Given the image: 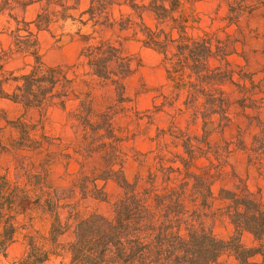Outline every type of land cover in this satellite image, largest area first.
<instances>
[{"label": "trees", "instance_id": "1", "mask_svg": "<svg viewBox=\"0 0 264 264\" xmlns=\"http://www.w3.org/2000/svg\"><path fill=\"white\" fill-rule=\"evenodd\" d=\"M213 1L227 6L224 27H238L242 18L264 9V0ZM198 2L0 0V100L43 116L60 108L76 134L65 143L22 116L7 120L0 110V120L16 133L5 143L0 139V154L24 159L12 177L0 170V257L21 238L25 251L12 264H47L63 254L71 264H221L224 256L234 264H264V203L244 190L242 180L234 189L213 190L228 168L234 172L231 160L238 154L247 177L264 179V68L233 69L227 58L239 40L229 32L220 37L214 18L204 26ZM30 7L34 16L27 19ZM145 14L153 17L151 26ZM54 26L74 27L67 35L89 40L77 63L44 64L38 33ZM85 27L88 33H82ZM129 41L159 55L165 71V83L145 111L128 106L132 100L125 94L123 79L135 70L124 49ZM96 83L113 86L116 95L102 111L92 106ZM238 115L246 116L248 128L255 121L259 132L246 140L238 128L229 139L212 140ZM161 118L166 126H155L150 150L128 148ZM196 126L200 133L190 130ZM129 158L138 162L132 182L124 175ZM71 162L78 165L74 173ZM59 163L63 185L50 174ZM108 181L121 189L111 214L87 211L89 202L108 200ZM36 222H47V231L35 230ZM225 222L232 232L221 237L215 228ZM69 230L71 241L61 245L59 238Z\"/></svg>", "mask_w": 264, "mask_h": 264}, {"label": "rangeland", "instance_id": "2", "mask_svg": "<svg viewBox=\"0 0 264 264\" xmlns=\"http://www.w3.org/2000/svg\"><path fill=\"white\" fill-rule=\"evenodd\" d=\"M219 2L213 0H199L198 10L203 12V19L206 24L210 23L209 18H214L213 27L221 28L218 31L220 37L225 36V32L231 31L229 27H224V22L221 19L227 13V6L222 3L221 6H217ZM145 21L148 25L153 24V18L149 15L145 16ZM250 29L257 34L258 38L251 39L245 51L250 57V68L255 69L258 67V63L264 62L261 54H264V22L262 21H252L250 24ZM245 28V32L247 29ZM234 29V27H233ZM59 32L52 36L47 32H42L39 34V42L41 46V53L43 54V61L47 65H71L77 61L78 53L82 45H84L85 40L77 39L75 41H68V38H59ZM252 34V35H253ZM58 35V36H57ZM124 49L127 54L133 55L134 61L133 66L135 70L129 76L123 80V85L125 86V94L135 101L136 107L139 110H146L150 108L152 104L153 97L157 95L156 89L164 84V69L160 63V57L152 50L144 48L141 44L136 42H128L125 44ZM241 50V49H240ZM238 50V54H240ZM229 63L235 68L236 66H243L244 61L238 55H233L229 59ZM92 99L93 105L97 110L104 109L108 104L112 103L115 98L114 88L109 85H102L100 83L94 84L92 89ZM0 109L4 110L10 120H14L20 115L25 116L26 120L33 123L43 122L44 129L49 136L54 138H59L67 141L73 137V132L69 121L63 112L59 108L48 109L45 115H41L37 110H27L26 112L21 106L14 104L10 101H1ZM252 116V114H251ZM159 120V119H158ZM163 121V119L161 118ZM248 120L244 116H238L233 120L231 125L227 127L223 134H213L212 140H219L221 138L229 139L231 136H235L238 127L245 130ZM4 125V123H1ZM157 124V122H156ZM159 126H165L164 122L158 121ZM181 128H185V124H179ZM153 126L151 128V134L154 133ZM200 127H191L192 133H198ZM200 133V132H199ZM133 146L138 151H147L149 148V141L144 136H139L134 142L129 144ZM21 158L14 157L12 155H3L1 158V166L9 167L13 171L15 166L20 164ZM231 164L234 167V172L232 173L230 168H228V174L222 179H216L213 185V190L215 193L218 192L220 188L233 189L239 185V180L244 181V190L249 191L255 196L259 197L264 203V181H255L253 178L246 180V171L241 155H236L232 160ZM75 167L73 168V170ZM124 172L127 180L133 181V178L138 170V164L134 160H129L124 167ZM54 178H57L63 173L62 166H55L52 170ZM252 175V174H251ZM106 192L108 194V200L105 202H91L88 204V210H96L104 215L111 214V204L120 193L121 189L115 182H109L106 185ZM61 218L65 219V212H62ZM35 230L40 231V233H45L47 231V222H36L34 224ZM33 228V229H34ZM32 229V230H33ZM215 232L221 236L226 237L232 232V228L225 222L223 225H218L215 228ZM72 232L69 230L64 236L59 238V243L61 245L67 244L71 241ZM242 241L245 245L251 244V237L249 235H244ZM25 251V244L18 238V240L12 244L8 250L6 257H0V264H12L17 260ZM47 264H71L70 258L67 254H63L59 257L52 258ZM221 264H234L232 258L223 257L221 259Z\"/></svg>", "mask_w": 264, "mask_h": 264}, {"label": "crops", "instance_id": "3", "mask_svg": "<svg viewBox=\"0 0 264 264\" xmlns=\"http://www.w3.org/2000/svg\"><path fill=\"white\" fill-rule=\"evenodd\" d=\"M251 3H255V0H251ZM197 8H198V3H197ZM199 11V10H198ZM201 13H203V12H201ZM146 15H149V16H151L150 14H145L144 15V20H145V16ZM226 15V14H225ZM26 16H27V19H32L33 18V16H34V9L32 8V7H30V8H28V11H27V13H26ZM152 17V16H151ZM153 18V17H152ZM252 21H262V22H264V9L263 8H258V9H255L253 12H252V15L250 16V17H248V18H242L241 19V21L239 22V24H238V27L236 26V25H231L229 28L231 29V31L229 30V34L230 35H232L236 40H239V41H237L236 42V44H235V46H236V48H235V51H234V53H232L228 58H227V61H228V63H229V58L231 57V56H233V55H238V56H240L242 59H243V61H244V65L243 66H236L235 68L229 63V65L233 68V69H235V70H237V69H239L240 67H244L245 69H247L249 72H258V71H260V70H262L263 68H264V62L263 63H261V62H259L258 63V67L257 68H255V69H251L250 68V57H249V54H247V52L245 51V47L247 46V44H248V42L251 40V39H256L257 40V38H258V36H257V34L255 33V35L253 34L254 32L250 29V24L252 23ZM146 22V21H145ZM243 24L245 25V27H246V29H247V32H245V28L243 27ZM203 25L205 26V25H208V24H206V23H203ZM224 25H225V23H224ZM151 26V25H150ZM233 27H234V29H233ZM75 31V28L74 27H69V26H67L64 30H60V29H58L57 27H53V28H51V31L50 32H47V31H42V32H47V33H49V34H51L52 36H54V35H56V32H59L58 34H59V38H62V37H66V38H68V41L70 42V41H75V40H77V39H83V40H85V43H84V45H82V47H84V46H86L87 44H88V42H89V40L86 38V37H82V36H73V37H70L69 35H67V33H69V34H72L73 32ZM42 32H40V33H42ZM89 32V28L88 27H85V28H83L82 29V33H88ZM40 33H38V41H39V34ZM253 34V35H252ZM58 36V35H57ZM129 42H133V41H129ZM128 43V42H127ZM134 43V42H133ZM39 44H40V42H39ZM126 44V43H125ZM125 44H124V46H125ZM82 47L80 48V50H79V53H80V51H81V49H82ZM241 49V50H240ZM238 50H240L241 52H240V54H238ZM40 53H41V46H40ZM79 53H78V56H79ZM42 54V53H41ZM131 55V54H130ZM133 56V55H132ZM159 56V55H158ZM261 56L263 57V59H264V54H261ZM160 57V56H159ZM42 60H43V54H42ZM245 60H247V62L245 61ZM44 62V61H43ZM78 62V57H77V61L75 62V63H77ZM75 63H73V64H75ZM160 63H161V59H160ZM44 64L45 65H47L45 62H44ZM73 64H71V65H73ZM213 64H216V62H213ZM162 65V64H161ZM47 66H60V65H47ZM62 66V65H61ZM67 66H70V65H67ZM135 68V67H134ZM164 69V68H163ZM133 73V72H132ZM131 73V74H132ZM164 73H165V71H164ZM131 74H129V75H131ZM129 75H127V76H129ZM261 75V73H258V76H260ZM126 76V77H127ZM125 77V78H126ZM124 78V79H125ZM123 79V80H124ZM164 83H165V75H164ZM100 84H102V85H109V84H103V83H100ZM163 85V84H162ZM161 85V86H162ZM109 86H111V85H109ZM161 86H159V88L161 87ZM113 87V86H112ZM114 88V87H113ZM158 88V89H159ZM124 89H125V86H124ZM158 89H156L155 91H156V93H157V90ZM115 92V91H114ZM127 96V95H126ZM128 97V96H127ZM155 97V96H154ZM153 97V98H154ZM91 98H92V95H91ZM1 101H9V100H0V102ZM153 101V100H152ZM11 102V101H10ZM115 102V100L112 102V103H110V104H108L107 106H109V105H111V104H113ZM156 102H158V101H156ZM13 103V102H12ZM15 104V103H14ZM17 105H19V104H17ZM152 105V104H151ZM19 106H21V105H19ZM92 106H93V108L96 110V111H102V110H104V109H102V110H97L95 107H94V105H93V99H92ZM106 106V107H107ZM128 106H134L135 108H136V110H138V111H141V110H139L137 107H136V104H135V101L134 100H132L129 104H128ZM22 107V106H21ZM105 107V108H106ZM54 108H57V107H54ZM150 108H151V106H150ZM150 108H148V109H150ZM23 109V108H22ZM51 109V108H50ZM60 109V108H59ZM0 110H2V109H0ZM24 110V109H23ZM29 110H34V109H29ZM62 110V109H61ZM147 110V109H146ZM4 113H5V115H6V118H7V120H10V118L8 117V115H7V113L4 111V110H2ZM25 111V110H24ZM63 112H65L64 110H62ZM142 111H145V110H142ZM26 112V111H25ZM247 115L246 116H251V114H252V116L253 117H255L256 116V114H254L253 112H251V111H247ZM20 116H22L23 117V115H20ZM20 116H18V117H20ZM65 116H66V118H67V120L69 121V124H70V127H71V131L73 132V137L71 138V139H69V140H67V141H64V140H62L63 142H65V143H69V142H71V141H73L74 139H75V137H76V134H75V129H74V127H73V122L67 117V115H66V112H65ZM238 116H244V115H238ZM238 116H236L235 118H237ZM246 116H244L245 118H246ZM251 116V117H252ZM17 117V118H18ZM17 118H15V119H17ZM24 119H25V121L26 122H28V123H30V124H37L38 126V128L40 127V126H42L43 127V129H44V125H43V122H39V123H33V122H31V121H28V120H26V118H25V116L23 117ZM234 118V119H235ZM14 119V120H15ZM163 119V118H162ZM233 119V120H234ZM247 119V118H246ZM260 119H261V121L263 122V124H264V110H263V113L260 115ZM248 120V119H247ZM156 122H157V124H156ZM160 122H164V121H160ZM233 122V121H232ZM1 123H4V125H2ZM117 123H119V124H121V125H124L125 124V120H119V121H117ZM231 125V124H230ZM229 125V126H230ZM154 126H159L158 125V119H156L155 120V122H154ZM166 126V125H165ZM164 126V127H165ZM228 126V127H229ZM0 127L1 128H3V130H2V132L0 133V139L3 141V143H5L6 142V139L9 137V135H12V136H16V133L8 126V125H6V123H5V121H3V120H0ZM153 127V126H152ZM151 127V128H152ZM159 127H161V126H159ZM163 127V126H162ZM197 127V126H196ZM200 127V126H199ZM131 128H133V126H131ZM238 128H240V127H238ZM141 129H142V127H141ZM241 129V128H240ZM154 130H155V128H154ZM197 130H199V129H197ZM238 130V129H237ZM244 133H245V135H244V137H245V139L246 140H249L250 139V136H252L253 134H255V133H257V132H259V128L256 126V123H255V121H253V125H252V127L251 128H248V122H247V124H246V128H245V130H243V129H241ZM44 132L46 133V131H45V129H44ZM200 132V130L198 131V133ZM263 133H264V128H263ZM154 134V133H153ZM153 134H151V130L149 131V133L148 134H143V133H140L139 135H137L135 138H134V140H132V141H130V142H128V144H127V146H128V148H130L131 150H133L134 152H138V153H145V152H147L148 150H150V148H152L153 147V143H151L150 142V140H149V137H152L153 136ZM46 135H48L47 133H46ZM49 136V135H48ZM139 136H144V137H146L147 138V140L149 141V148H148V150L147 151H144V152H142V151H138V150H136L133 146H130L129 144L130 143H132V142H134L135 141V139L136 138H138ZM51 137H53V136H51ZM232 137V136H231ZM3 155H12V156H14V157H20L19 155H15V154H12V153H9V152H3V153H1L0 154V170H8V172H9V174H10V176L12 177V175H13V172H14V170L16 169V168H18L19 167V165L23 162V158L22 157H20L21 158V162H20V164H18V166H15L14 167V169H13V171H11L10 170V168L9 167H3V166H1V158H2V156ZM239 155V154H238ZM134 160L133 158H129L128 159V161L129 160ZM128 161H127V163H128ZM135 161V160H134ZM244 161V160H243ZM137 162V161H136ZM126 163V164H127ZM125 164V165H126ZM137 164H138V162H137ZM57 165H59V166H62V168H63V173L60 175V176H58L57 178H54V176H53V173H52V170H53V168L55 167V166H57ZM75 167V169L73 170V168ZM125 167V166H124ZM78 170V165L75 163V162H71V164H70V166H69V172H71V173H74V172H76ZM125 171V170H124ZM245 171H246V168H245ZM137 173V172H136ZM51 178L54 180V182L56 183V184H58V185H63L64 184V182L60 179L61 177H63V175H64V166L62 165V164H55V165H53L52 166V168H51ZM252 174V173H251ZM249 174V176L247 177L246 176V180H248V179H250V178H253V180H255V181H264V179H258V178H256V176L254 175V174ZM124 175H125V172H124ZM136 175V174H135ZM135 177V176H134ZM125 178H126V176H125ZM127 179V178H126ZM134 179V178H133ZM127 181H129V180H127ZM109 182H113V181H108L107 183H106V185L109 183ZM129 182H132V181H129ZM106 185H105V187H106ZM227 189V188H226ZM234 189V188H233ZM105 190H106V188H105ZM121 192V191H120ZM107 193V192H106ZM120 194V193H119ZM118 194V195H119ZM108 195V194H107ZM117 195V196H118ZM109 198V197H108ZM117 198V197H116ZM115 198V199H116ZM115 201V200H114ZM113 201V202H114ZM93 202H95V201H93ZM89 203H91V202H89ZM88 203V204H89ZM87 210H88V208H87ZM96 211V210H95ZM97 212H99V211H97ZM100 213V212H99ZM15 243V242H14ZM13 243V244H14ZM12 245V244H11ZM10 245V246H11ZM24 253V252H23ZM23 255V254H22ZM21 255V256H22ZM20 256V257H21ZM19 257V258H20ZM18 258V259H19ZM16 261V260H15Z\"/></svg>", "mask_w": 264, "mask_h": 264}]
</instances>
